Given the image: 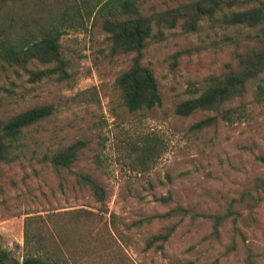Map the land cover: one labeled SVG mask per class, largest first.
I'll use <instances>...</instances> for the list:
<instances>
[{
    "label": "rangeland",
    "instance_id": "obj_1",
    "mask_svg": "<svg viewBox=\"0 0 264 264\" xmlns=\"http://www.w3.org/2000/svg\"><path fill=\"white\" fill-rule=\"evenodd\" d=\"M190 1L144 0L143 11L150 15ZM22 7L40 14L31 1L12 15L21 14ZM84 23L61 37L65 75L32 83L24 71L0 72V85L8 91L0 121L39 105L57 109L55 116L26 131L16 162L0 164V244L22 260L33 243L26 245V231L29 237L39 232L49 236L58 228L70 264H245L248 257L264 264V195L253 213L244 211L242 236L227 221L216 238L211 220L204 217L133 225L176 206L206 215L224 213L254 178L264 176V165L254 158L264 155V102L256 96L264 75L249 84L245 97L227 106L241 116L237 121L220 119L216 126L196 131V122L215 114L175 113L181 102L197 96L208 76L233 60L237 42L245 44L253 31L216 19L203 20L193 32H186L181 22L162 28L143 57L155 71L162 105L132 113L123 104L117 79L134 54H111L100 16ZM78 140L87 146L73 170L90 173L107 190L103 205L72 175L62 188L44 159ZM168 193V205L156 200ZM173 223L178 227L164 254L144 250L149 235ZM233 242L236 250L230 249Z\"/></svg>",
    "mask_w": 264,
    "mask_h": 264
},
{
    "label": "trees",
    "instance_id": "obj_2",
    "mask_svg": "<svg viewBox=\"0 0 264 264\" xmlns=\"http://www.w3.org/2000/svg\"><path fill=\"white\" fill-rule=\"evenodd\" d=\"M39 6L40 14L25 12L12 15L17 7L30 2ZM144 0H0V72L12 69L15 73L24 71L29 81L38 83L53 75L66 74V63L62 57L61 37L68 28L85 27V19L93 16L102 18L103 30L109 35L113 56L131 55V66L117 79V86L124 106L132 113L151 111L162 105V96L153 68L143 63L144 51L155 36L162 34V28H175L182 23L186 32L197 30L203 20L216 19L232 28L252 30L245 44L237 42L233 60L220 73L211 74L197 96L181 102L175 110L180 117H190L198 112H210L209 116L196 122V131L216 126L220 119L233 122L241 119L236 109L227 108L237 99L245 97L249 84L264 75V0H191L190 2L164 11L146 14ZM18 5V6H17ZM43 68H40V67ZM7 89L0 85V106ZM98 102L96 94L91 95ZM257 99L264 102V84L258 85ZM57 114L53 104H45L27 109L13 117L0 121V164H10L19 159V151L26 131L45 122ZM87 142L78 140L72 144L45 154L58 175L60 186L65 187L72 175L73 180L83 189L91 191L97 202L105 204L108 192L97 183L88 172H75L81 152ZM255 161L264 165V155L254 156ZM264 195V176L253 179L249 189L238 199H234L224 213L200 214L191 208L176 206L163 214H156L137 221L134 226L151 224L156 219L169 220L173 217L192 219L204 217L212 222V235L220 237L221 228L231 221L234 230L243 235L239 223L244 219V211L253 213ZM162 204L172 201V194L156 198ZM56 227V226H55ZM173 223L148 236L145 251L153 250L164 254L166 244L177 230ZM61 230V229H60ZM58 228L49 236L35 233L29 237L26 231V245L29 252L22 260L0 244V264H70L61 244L62 233ZM34 237V238H32ZM233 242L230 249L236 250ZM72 257V256H71ZM73 258V257H72ZM245 264H259L248 257Z\"/></svg>",
    "mask_w": 264,
    "mask_h": 264
}]
</instances>
